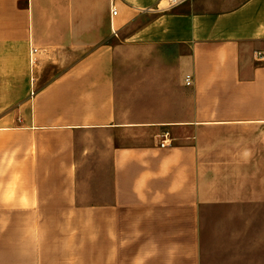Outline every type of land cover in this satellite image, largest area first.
Wrapping results in <instances>:
<instances>
[{
  "label": "crops",
  "instance_id": "0c3cea01",
  "mask_svg": "<svg viewBox=\"0 0 264 264\" xmlns=\"http://www.w3.org/2000/svg\"><path fill=\"white\" fill-rule=\"evenodd\" d=\"M0 264H264V0H0Z\"/></svg>",
  "mask_w": 264,
  "mask_h": 264
},
{
  "label": "built area",
  "instance_id": "2783aa9c",
  "mask_svg": "<svg viewBox=\"0 0 264 264\" xmlns=\"http://www.w3.org/2000/svg\"><path fill=\"white\" fill-rule=\"evenodd\" d=\"M186 1H189V0H168V4H169L170 7H173V6L179 5V4H181V3H184V2H186ZM115 14H116V12H115ZM33 62H34V60H33ZM187 84H188V85L191 84V76H188V77H187ZM165 141H166V140H165ZM165 141H164V143H163V146L165 145Z\"/></svg>",
  "mask_w": 264,
  "mask_h": 264
}]
</instances>
